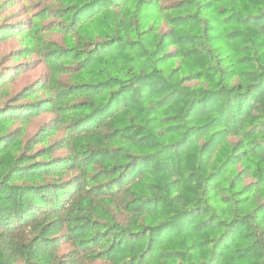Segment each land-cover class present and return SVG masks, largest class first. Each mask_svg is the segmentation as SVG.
Here are the masks:
<instances>
[{
	"label": "clouds",
	"instance_id": "obj_1",
	"mask_svg": "<svg viewBox=\"0 0 264 264\" xmlns=\"http://www.w3.org/2000/svg\"><path fill=\"white\" fill-rule=\"evenodd\" d=\"M264 0H0V264H264Z\"/></svg>",
	"mask_w": 264,
	"mask_h": 264
},
{
	"label": "trees",
	"instance_id": "obj_2",
	"mask_svg": "<svg viewBox=\"0 0 264 264\" xmlns=\"http://www.w3.org/2000/svg\"><path fill=\"white\" fill-rule=\"evenodd\" d=\"M260 23H264V21H259Z\"/></svg>",
	"mask_w": 264,
	"mask_h": 264
}]
</instances>
